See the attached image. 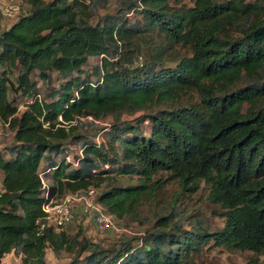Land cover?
Listing matches in <instances>:
<instances>
[{"label": "trees", "instance_id": "trees-1", "mask_svg": "<svg viewBox=\"0 0 264 264\" xmlns=\"http://www.w3.org/2000/svg\"><path fill=\"white\" fill-rule=\"evenodd\" d=\"M86 1L7 0L22 12L0 30V126L13 133L0 150V264H49L48 248L63 264L264 255V0H120L98 19ZM169 183L178 191L144 235L109 245L44 211L103 186L107 214L136 220ZM201 189L222 228L177 207Z\"/></svg>", "mask_w": 264, "mask_h": 264}, {"label": "rangeland", "instance_id": "rangeland-1", "mask_svg": "<svg viewBox=\"0 0 264 264\" xmlns=\"http://www.w3.org/2000/svg\"><path fill=\"white\" fill-rule=\"evenodd\" d=\"M119 1L120 0H87L86 2H90L94 6L98 3L94 16L98 19L103 17L107 12H114ZM3 2L8 3L7 0H3ZM11 19L12 18H7L0 14V30L8 29ZM95 61L96 59H92L91 63ZM90 67L91 64L87 68L90 69ZM106 123L107 121H103V124ZM94 128L93 125L87 126L89 133H91ZM12 143L13 133L7 126L1 125L0 150H4L5 147ZM119 182L124 184L136 183V181H131L128 178H121ZM92 188L96 190V194L92 198V203L99 206L107 213V211L103 209V206L98 202V195L103 189V186L101 188ZM178 188L179 185L177 183L167 184L166 188L160 191L156 203H151L152 201H146L144 203L143 207L140 208V216L136 220H134L133 217L125 219L114 217V230L99 228L95 223L94 213H92L84 202H78L74 208L73 220L66 224L64 229H67L73 235L79 233L81 229L82 233H84V235H86L92 242L102 243L103 245H109L125 238L141 237L144 235V232L148 227L145 219H150L154 210L162 208L165 203L177 193ZM68 193L72 192H67L66 194ZM181 202L177 204V207L181 211L186 212L187 210H191V214L202 215L210 229L222 228L224 226V219L220 214L221 209L209 201L207 189H201L197 193L188 191L182 197ZM52 222V220H49L50 224H53ZM47 259L49 264H63L69 260L68 257H59L50 248L47 249ZM20 261L21 256L11 253L4 257L2 264H20ZM198 264H264V255H257L254 252L247 250L239 251L216 248L207 252L206 255L198 261Z\"/></svg>", "mask_w": 264, "mask_h": 264}, {"label": "built area", "instance_id": "built-area-1", "mask_svg": "<svg viewBox=\"0 0 264 264\" xmlns=\"http://www.w3.org/2000/svg\"><path fill=\"white\" fill-rule=\"evenodd\" d=\"M22 12L21 6L15 2L5 3L0 0V14L7 18H15ZM96 190L90 188L83 192H72L66 194L59 201H50L44 206L48 220H52L55 227H61L73 220L76 203L84 202L94 213L95 223L101 229L114 230V219L110 214L105 213L99 206L92 203Z\"/></svg>", "mask_w": 264, "mask_h": 264}]
</instances>
